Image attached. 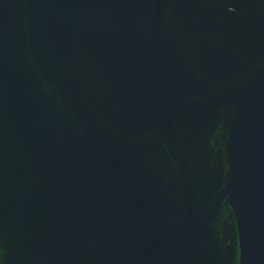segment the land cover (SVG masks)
Masks as SVG:
<instances>
[{"label": "water", "instance_id": "obj_1", "mask_svg": "<svg viewBox=\"0 0 264 264\" xmlns=\"http://www.w3.org/2000/svg\"><path fill=\"white\" fill-rule=\"evenodd\" d=\"M0 264H264V0H0Z\"/></svg>", "mask_w": 264, "mask_h": 264}]
</instances>
